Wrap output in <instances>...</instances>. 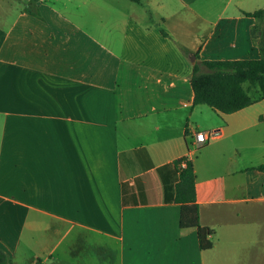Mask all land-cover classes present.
<instances>
[{
    "label": "crops",
    "instance_id": "1",
    "mask_svg": "<svg viewBox=\"0 0 264 264\" xmlns=\"http://www.w3.org/2000/svg\"><path fill=\"white\" fill-rule=\"evenodd\" d=\"M17 1L0 9L9 264H219L221 242L262 230L264 99L221 113L193 103L190 76L196 60L264 56V18L246 14L263 2ZM178 158L193 164L208 250L166 201Z\"/></svg>",
    "mask_w": 264,
    "mask_h": 264
},
{
    "label": "trees",
    "instance_id": "2",
    "mask_svg": "<svg viewBox=\"0 0 264 264\" xmlns=\"http://www.w3.org/2000/svg\"><path fill=\"white\" fill-rule=\"evenodd\" d=\"M246 14L264 18V7ZM190 83L194 93V104H205L225 114L236 112L264 99V56L236 60H196ZM172 165L177 177L171 194L170 188L168 186L165 188L166 201L180 204V228L196 229L200 249L208 250L212 247V242L208 238L212 230L201 226L199 222L192 161L178 158ZM256 169L264 172V164L258 165ZM0 264H9L1 249Z\"/></svg>",
    "mask_w": 264,
    "mask_h": 264
},
{
    "label": "rangeland",
    "instance_id": "3",
    "mask_svg": "<svg viewBox=\"0 0 264 264\" xmlns=\"http://www.w3.org/2000/svg\"><path fill=\"white\" fill-rule=\"evenodd\" d=\"M255 3H264V0H254ZM252 5V4H251ZM250 5V6H251ZM257 4H253V7ZM25 7V4L17 0H0V9H18ZM0 21L2 19L0 18ZM254 35L258 33V27L254 28ZM264 46V45H263ZM264 55V54H263ZM224 243L231 245L230 253L228 255H221L219 264H257V258L255 255L260 251L261 245H264V227L262 230L257 232L253 230V227L247 228L243 231L242 235L238 237H232L229 241L221 242L219 245Z\"/></svg>",
    "mask_w": 264,
    "mask_h": 264
},
{
    "label": "built area",
    "instance_id": "4",
    "mask_svg": "<svg viewBox=\"0 0 264 264\" xmlns=\"http://www.w3.org/2000/svg\"><path fill=\"white\" fill-rule=\"evenodd\" d=\"M213 134L214 133L211 132L209 135H213ZM195 140H196V144L200 145V144L204 143L207 140V136L203 132H196L195 133ZM182 166H184V164H182Z\"/></svg>",
    "mask_w": 264,
    "mask_h": 264
}]
</instances>
